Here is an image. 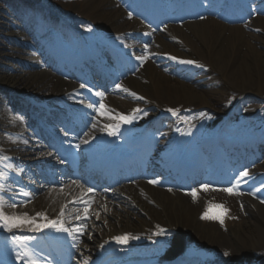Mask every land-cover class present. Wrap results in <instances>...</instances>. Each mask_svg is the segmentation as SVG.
Returning a JSON list of instances; mask_svg holds the SVG:
<instances>
[{"label": "bare ground", "instance_id": "bare-ground-1", "mask_svg": "<svg viewBox=\"0 0 264 264\" xmlns=\"http://www.w3.org/2000/svg\"><path fill=\"white\" fill-rule=\"evenodd\" d=\"M252 2L254 0H249L250 4ZM201 4L208 6V2ZM0 6L4 7L1 3ZM248 7L253 9L252 5L248 4ZM47 8L53 12L56 5L48 2ZM256 10H258L257 6ZM125 15L121 6L117 8L115 0H85L81 9L75 7L68 11V17L73 24H75L76 18H85L91 21L97 18L106 20L112 26L124 22L125 30H137L139 24L127 22L124 19ZM98 20L92 22L100 25ZM256 21L261 25H255ZM18 23L20 24L21 21L14 22L15 28L18 27ZM246 26L251 29L240 25H229L221 20L207 19L188 25L187 33L176 28L183 44L181 47L171 45L169 51L182 58L200 61L208 70L194 76L191 84L190 81L178 78L184 70L181 65H175L172 70L164 73L153 64L149 66L145 77L150 80L149 83L142 84L135 80H132L131 83L136 85L139 92L149 98L152 106L158 109L184 104V108L200 107L221 112L225 108L224 105L233 96L234 98L239 96L258 98L256 93L264 91V17L253 20L251 25L250 22H247ZM106 31L108 30L106 29ZM11 34L13 35L12 32ZM47 36L51 42H58L59 38L55 34ZM27 45L28 56L24 59L12 52V47L8 48L9 51L6 53L0 51V73H2L0 74V84L10 86L12 83L15 74L6 70L5 67L9 64L12 65L11 63L15 59L20 60L25 66L20 79L22 86L20 93L27 94L29 92L35 94L36 97L56 94L57 89L55 90L54 86L51 88V73H46L43 70L45 66L38 57L43 46L42 42L36 41L35 45ZM157 61L161 65L160 57H157ZM38 68H41L40 71ZM64 82L59 81L60 88L65 86ZM215 82L220 86H211ZM7 102L14 103L17 107L21 105V99L3 92L0 94V145L3 147L2 150L16 159L15 164L0 160V173L3 174L0 175V193L5 188L12 187L13 181L17 185V190L20 191L10 193L6 198L0 195V205L3 206L2 210L7 215L27 214L29 217L35 218L38 223L40 217L37 216V213L50 212L52 216L49 220H52L57 214L60 216L62 201L58 202L57 199L52 202L54 191L50 190L49 184L41 183L35 186L37 193L22 191V187L26 186L22 179L25 178L27 184L31 186L35 183L33 180H37L38 172L41 171V163L44 164L46 161H38L35 167L19 161L25 153H37L42 156V151L35 152L34 149H29L30 147L37 148L39 142H35L36 138L27 135L22 122L16 115L9 112L5 105ZM122 103L123 101L118 98L116 105L113 104L117 107ZM15 171L18 174L10 177L9 175ZM18 177L21 178L19 182L16 181ZM144 189L147 193L146 197L139 196L137 192H131L132 199L117 200L121 203L120 207L112 206L104 218L98 217L103 225L100 227L97 223V236L99 234L106 236L112 233L125 236L124 233H127V236L131 238L134 237V233L146 231L149 234V231L152 230L168 228L169 233L172 232L174 235L170 243L177 244L188 237L189 241H196L197 248L212 250L210 256L217 261V264L245 261L247 257L251 256L249 252H260L264 248V204L245 198L244 213H242L240 207L235 203V198L233 199L225 191L217 190L220 194L229 196H222L214 201L215 219L205 218L206 215L200 218V212L203 211V199L199 198L198 192L199 201H193L191 200L192 195L189 194L169 193L159 187L144 186ZM56 192L61 197L64 188H56ZM246 200L251 202H246ZM12 204H15L16 207H10ZM217 205L222 207H217ZM101 210L102 214L106 213L104 207ZM227 213L235 218L234 221H227ZM223 223L227 230H223ZM30 227L31 225H24L21 228L12 229V232L9 233L11 237L6 235L7 230L0 229V258L12 262L19 260L17 254L20 251L17 249V244L13 243V237H19V231ZM151 234L152 232L148 236L150 237ZM144 240L148 243L153 241L150 238H144ZM119 243L125 244V242ZM153 244L156 243L153 241ZM30 249L38 250L40 244H31ZM225 252L228 253L227 256L224 255ZM33 256L39 257L35 254ZM172 260L174 264L179 262V259L170 253L165 262L169 263Z\"/></svg>", "mask_w": 264, "mask_h": 264}, {"label": "rangeland", "instance_id": "rangeland-1", "mask_svg": "<svg viewBox=\"0 0 264 264\" xmlns=\"http://www.w3.org/2000/svg\"><path fill=\"white\" fill-rule=\"evenodd\" d=\"M72 0H0L1 5H3L4 7L2 8L0 6V51L6 53L9 51L8 48H13L12 52L16 53V55L18 56H22L24 58H26V55H24V50L25 42L28 43H32L34 41L37 40H43L44 38V34L40 33V32H36V37L35 35L29 34L25 28L23 27H19V28H15L14 26V22H22V18L23 17H29V16H34L36 13H40L41 11H37V7L36 6H46L48 4V2H52V4L54 3H58V6L60 8L66 9L69 7H75V0L70 3ZM70 3V6L68 7H64L67 6ZM81 3V2H78ZM80 6V4H79ZM78 6V7H79ZM42 14L40 13V17H37V20L39 18H42ZM253 20H255V17H253ZM242 21L237 20V21H231V24H238L241 23ZM39 24V23H38ZM255 25H261L260 22L256 21L254 23ZM40 26H42L41 24H39ZM30 26V23H29ZM247 29V28H246ZM185 30V32L187 33V29H183V31ZM11 32L13 33V35L11 34ZM16 37V39H12ZM18 39V41H16ZM4 41V44H3ZM179 41V40H178ZM180 42L178 43L176 46L181 47V45L183 44L182 39L180 38ZM171 44V43H169ZM176 56V58L179 60V57L177 54H174ZM1 58V57H0ZM46 60V65H45V72L46 73H51L53 72L52 69L49 67L50 66V62L48 58H45ZM187 61V59H184ZM12 65H6V70L12 71L14 72L15 76L14 79L12 81V83L10 84V86H3L0 84V94L3 92L5 94L8 95H18L20 98H22V101L24 102L23 97H31L30 95L27 94H22L20 93L21 90L20 88L22 87L20 84V79L22 76V71H23V66L20 64V62H18L17 60H14L12 63ZM12 66V67H11ZM40 71V70H39ZM2 74V73H0ZM175 77V76H174ZM177 78V77H175ZM52 79V83L51 84H55V82L57 81L56 78L54 76H51ZM52 86V85H51ZM197 85H195L196 87ZM211 86H219V83H212ZM210 86V87H211ZM197 88V87H196ZM20 91V92H19ZM17 94H16V93ZM14 93V94H13ZM29 93V92H28ZM258 97V99L254 100V101H249L248 103H246V107H244L243 113L240 115L241 118H245L246 119H251V117L253 116H258L259 114H257V107L259 104H264V91L258 92L256 93ZM14 95V96H15ZM34 95V94H31ZM33 97V96H32ZM28 101V100H26ZM30 104V101H28ZM25 103V102H24ZM26 104V103H25ZM7 107L9 108V112L11 114H14L18 117V119L22 122L26 133L29 134L30 136H33V132L35 131V118L33 115V112H27L28 110V105L23 106V107H13L12 105H9V102L6 103ZM176 105V104H175ZM180 105H184V104H180ZM261 116H258L259 120H258V127L257 128H263L264 129V111L261 112L260 114ZM1 131V130H0ZM0 149H3V147L0 145ZM29 156H33V155H25L23 156L26 160L28 159ZM0 157H5L3 154L0 153ZM34 157V156H33ZM264 169V167H263ZM213 247V246H211ZM251 256L247 257L245 261H242L243 263L240 264H264V248L260 250V252H255V253H251L249 252ZM262 257V258H261Z\"/></svg>", "mask_w": 264, "mask_h": 264}, {"label": "snow or ice", "instance_id": "snow-or-ice-1", "mask_svg": "<svg viewBox=\"0 0 264 264\" xmlns=\"http://www.w3.org/2000/svg\"><path fill=\"white\" fill-rule=\"evenodd\" d=\"M90 30V29H89ZM147 47V46H146ZM146 57L141 56L138 57V59L140 60H144ZM173 59H175V57H173ZM180 63H185V64H193L194 61L191 60H187V61H180ZM81 87H84V85H81ZM117 87H121L120 85H117ZM125 92L128 91V89H123ZM96 95L100 96L101 99H103L104 94L103 93H97ZM132 96H136L135 93H131ZM139 99H143L142 97H139ZM88 107H93V105H88ZM105 105L104 104H100V109H104ZM142 110L140 109H135L133 111V114L131 115H120L118 118L119 120L125 122V123H131L134 119H136V113L140 112ZM170 111H174V110H170ZM144 115H147V113L145 112ZM201 115H203V113H201ZM119 128V124L113 126H109V130H108V134L109 135H115V130L114 129H118ZM84 143H87V141H83ZM78 147V145H77ZM0 159H6L5 157H0ZM0 175H3L2 173H0ZM249 173L247 171H243L239 174L240 179H243L245 177H248ZM240 180H237V185H234L233 187L238 186ZM150 183H157V181L152 180L150 181ZM233 187H229V188H225L223 189V191L227 192L228 194H234L233 192ZM205 190H207V186H205ZM88 192H92L93 189L88 188L87 189ZM196 191L193 190L191 195L195 198L196 197ZM25 195H28V193H25ZM80 202V201H77ZM83 203H85V207L83 209V215H78L76 217V219H87L88 216V212H89V202L88 201H83ZM10 207H16L15 204L10 205ZM217 207H222L220 205H217ZM3 206L0 205V229H4L7 230L9 232L12 231V229L14 228H21L24 225H31V231L33 232H39L42 229H46V228H51L54 229L57 232H64V233H68V235L72 236L73 239H78V236H76L74 233H79L82 231V228H76L75 230L73 229H69L67 227L64 226V222L62 219L58 218L56 220H49L47 218V216L44 213H37V216L41 217L42 220L46 221V223H37L36 219L33 217H29L27 214H22V215H7L4 213V211L2 210ZM64 214L63 209L61 210L60 216L62 217ZM207 218V217H205ZM163 230H161L162 232ZM159 234V233H158ZM130 237L125 235V236H117L114 237V239L117 242H126ZM133 239H135L136 237H131ZM30 237H13V243L20 245L22 248L26 247L25 242L30 240ZM29 253L27 251H24L22 253H18L17 254V258L18 259H23L24 257H28ZM225 256L228 255L227 252L224 253ZM26 264H38V261L35 259H28L26 261ZM84 264H88V258H85L84 260Z\"/></svg>", "mask_w": 264, "mask_h": 264}]
</instances>
